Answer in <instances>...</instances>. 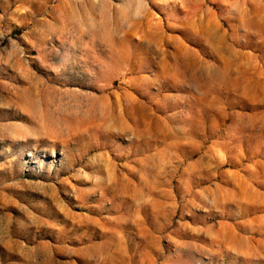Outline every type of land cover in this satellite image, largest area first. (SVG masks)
<instances>
[{
	"label": "rangeland",
	"instance_id": "rangeland-1",
	"mask_svg": "<svg viewBox=\"0 0 264 264\" xmlns=\"http://www.w3.org/2000/svg\"><path fill=\"white\" fill-rule=\"evenodd\" d=\"M0 264H264V0H0Z\"/></svg>",
	"mask_w": 264,
	"mask_h": 264
}]
</instances>
